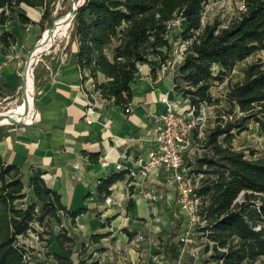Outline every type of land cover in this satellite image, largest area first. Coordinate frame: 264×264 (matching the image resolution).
Segmentation results:
<instances>
[{
	"label": "trees",
	"instance_id": "trees-1",
	"mask_svg": "<svg viewBox=\"0 0 264 264\" xmlns=\"http://www.w3.org/2000/svg\"><path fill=\"white\" fill-rule=\"evenodd\" d=\"M209 1L85 0L72 19L65 51L74 50L82 82L91 79L106 103L125 105L131 101L137 84L138 66L148 65L153 74L165 58L169 47L164 38L166 22L181 14L182 37L191 38L192 43L174 77L176 89L193 103L212 102V82L222 80L236 61L264 49V0H245V11L239 12L225 28L219 26V20L201 25V12ZM54 3L55 0H0V24L9 17L6 12L16 13L21 23H32L22 6L43 7L39 22L44 30L64 13L52 18ZM17 7L20 10L16 12ZM8 37L16 40L12 32L5 31L0 36L4 47L11 44ZM213 65L218 67L216 75ZM40 75L34 70L36 88L40 86ZM100 76L104 80L100 81ZM178 76L180 82L176 80ZM18 80L19 86L20 75ZM228 90L226 108L238 106L243 114L225 123L216 117L207 130L206 152L198 159L199 169L206 165V179L199 190L206 224L198 229L206 237V252L210 249L217 263L254 264L263 257L258 264H264V226L257 224L264 218V156L247 158L244 150H237L232 144L236 134L247 129L248 119L255 120L264 133V63H250L242 80L229 84ZM6 136L7 131H0V142ZM44 173L36 169L24 182L19 166L5 163L0 154V264H28L14 242L27 231L33 218L40 221L49 216L59 220L64 213L74 218L86 210H69L60 194L46 185ZM124 178V171L100 178L98 193L103 197L110 194L109 187ZM241 192L242 202L235 201ZM18 199H24L23 206L16 205ZM105 235L91 234L90 239L97 242ZM77 264H99V260L88 254L85 259L79 258Z\"/></svg>",
	"mask_w": 264,
	"mask_h": 264
},
{
	"label": "crops",
	"instance_id": "crops-1",
	"mask_svg": "<svg viewBox=\"0 0 264 264\" xmlns=\"http://www.w3.org/2000/svg\"><path fill=\"white\" fill-rule=\"evenodd\" d=\"M22 7L23 12L32 22L36 17L39 20L41 13L38 7ZM29 9L33 10L32 14L29 13ZM28 25L33 27L32 23ZM12 33L17 37L14 30ZM31 36L32 33L31 35L29 33L25 46L35 43V39ZM59 53L46 60L51 69L43 65L45 73H41L43 70L39 71L41 74L39 89L45 109L36 107L37 115L30 121L35 120L33 124L21 129L14 127L7 129V136L0 142L3 161L19 166L22 179H26L36 169L44 171L43 178L46 185L60 194L62 203L69 210L86 207L85 211L74 218L65 213L60 217L63 223L80 224L81 231L89 230L86 244L89 245L88 254H91L92 259H104V264H193L194 259L189 255L179 260L177 238L180 232L175 237L161 233L165 220L160 215L159 204L174 203L178 209L174 186L153 178H148L145 182L146 185L161 188L167 194L166 199L154 205V211L161 220L159 225L162 224L159 229L153 224L152 206L141 198L129 197L132 187L127 185L126 178L116 181L111 189L112 192L122 195L121 206L108 207L102 194L97 190L98 180L114 172L113 168L119 152L123 151L133 157L141 152L146 156L148 144L146 140L152 124L147 113L162 109L161 103L149 96L153 92L150 90L156 89L164 81L168 83L166 89L168 90L172 80L164 76L159 82H153L150 80L149 66L139 65L137 84L130 101L131 112L123 113V105L99 102L96 110L97 121L87 124L82 117L85 104L84 91L93 85V82L91 79L83 82L80 80L74 50L66 52L68 59L64 64L59 63ZM3 61L0 60V77L9 86L1 71ZM55 62H58L56 67L53 66ZM99 80H104V77L100 76ZM36 125L38 126L34 128L36 130H30L32 134L30 138L27 137L28 127ZM106 127L109 130H106ZM140 138L145 139L142 149H138ZM103 161L108 162V165L103 166L101 164ZM75 163L78 164V168L73 167ZM78 193H82L83 204L79 203L76 208L70 207L69 198L66 202L65 196L68 194L75 196ZM88 201L90 204H87ZM124 215L126 216L123 217ZM135 216L144 218V221L138 224V221L131 219ZM127 219L132 221L128 222ZM181 219L186 222L184 217ZM123 220L126 222L121 225ZM118 226L122 229L119 230ZM147 229L152 230L153 233L147 234V231L145 232ZM80 230L77 236H80ZM132 232L135 236L129 237L127 234ZM138 232L144 233L145 236L144 240L140 241L143 248L137 249L132 244ZM90 233H106V235L99 241L93 242ZM160 240H164L161 242L162 246H159ZM157 248L162 250L158 251ZM155 252H162L165 255L164 261L157 263L152 260L151 256L156 254Z\"/></svg>",
	"mask_w": 264,
	"mask_h": 264
},
{
	"label": "built area",
	"instance_id": "built-area-1",
	"mask_svg": "<svg viewBox=\"0 0 264 264\" xmlns=\"http://www.w3.org/2000/svg\"><path fill=\"white\" fill-rule=\"evenodd\" d=\"M210 4H214V1L210 0L201 12L202 26L209 19L212 9ZM245 9V0H242L239 11H245ZM182 21L183 17L178 14L166 22L164 38L167 40L169 47L165 51V58L159 61L153 74L149 68L151 81L159 82L164 76H167L172 80V85L160 98L159 102L162 109L147 113V117L152 124L148 131V140H146L148 143L145 151L146 156H143L141 152L134 157L123 151L119 152L113 168L114 172H125L127 185L132 187V191L129 192L130 198H141L152 206L153 224L157 229H159L161 220L154 211V205L156 202L166 199L167 194L161 188L155 185H146L145 182L148 178H153L174 186L178 211L186 219L177 238L179 260L184 255H190L195 259L198 257L199 248L190 247V245L193 242L196 230L206 224L202 213L203 196L199 193L206 179V173L203 171L206 169V165H202V169H199L198 159L206 152L204 143L207 130L213 125L212 119L216 117L219 118L221 123H225L233 121L243 114L238 106H235L232 110L224 106L229 85L223 86V82L217 87L219 89L218 95L215 94L213 84L210 86L212 102L200 100L193 103L188 95H182L176 89L174 77L177 75L179 65L184 61L188 48L192 43L191 38L182 37ZM229 23L230 21L221 22L219 26L225 28ZM64 48L65 46L62 47L59 53L60 64L66 63L68 59V54L64 51ZM51 51L48 50L45 55H48ZM42 57L38 61H41L49 69V64ZM215 66H212V70L215 69ZM84 92L85 104L82 117L85 123L91 124L97 121V104L108 101L101 97L99 91L95 90L93 85H90ZM175 108H178V110ZM131 110L130 102L123 105V113L127 114ZM34 122L35 120L29 124ZM106 130H109V128L106 127ZM144 140L143 138L139 139L138 149H142ZM101 164L107 166L108 162L103 161ZM73 167L78 168V164H73ZM109 189H112V185ZM242 193L239 194V197ZM103 200L108 207L121 206L123 197L121 194L111 191L110 194L104 195ZM208 232L209 230L206 229L205 234ZM135 240L138 242L144 240V234L138 232ZM151 258L155 262L161 263L164 254L156 253ZM25 262L32 264L28 260H25ZM102 262V259L99 260V264H102ZM33 264H38V262Z\"/></svg>",
	"mask_w": 264,
	"mask_h": 264
},
{
	"label": "rangeland",
	"instance_id": "rangeland-1",
	"mask_svg": "<svg viewBox=\"0 0 264 264\" xmlns=\"http://www.w3.org/2000/svg\"><path fill=\"white\" fill-rule=\"evenodd\" d=\"M78 0H75L74 4L77 3ZM214 4H210L212 9L209 15V22H213L215 20H219L221 22L231 21L233 18L238 16L239 14V5L242 0H213ZM72 4V0H55L51 17H56L57 15L63 13L64 15L68 10H70V6ZM73 4V5H74ZM19 7L16 8V12L19 11ZM38 11L42 13L43 7H38ZM29 13L32 14L33 10L29 9ZM5 15L9 16L6 18L5 23L3 25L0 24V36L5 31L13 32V30L17 33V37L15 36L16 40L12 41L10 37H8L9 42L11 43L8 47H4L1 42L0 38V60H4V64L1 66L2 75L6 78L8 85L7 86L4 81L0 77V110H8L13 106H17L23 102L25 94L23 95V91L21 88V84L18 86L19 80L18 75L22 73L23 63L26 55L29 53L30 50L33 49L35 43L40 38L41 33L43 30V25L37 20V17L34 18L32 25L33 27L29 26L28 24L21 23L19 21V17L16 13L12 15L9 12H6ZM39 16V15H37ZM61 16V15H60ZM57 18V17H56ZM72 24V23H71ZM71 24L68 29V33L66 35L60 36L56 39L53 46L51 47V53L45 55L47 51L42 55L44 60H49V57L52 55H56L57 52L59 53L63 46H66L71 30ZM31 35L32 38L35 39V43L32 45H24L27 41V36ZM26 48V49H25ZM56 51V53H54ZM6 55V56H5ZM253 62H262L264 63V49L259 50L245 59L241 61H236L233 68L230 71H227L223 74L222 80H215L213 81V88L215 89V94H219V89H217L218 85L223 82V86L234 84L237 81H241L243 78V73L245 68ZM43 63L38 61L37 64L34 66V70L37 72L44 69ZM33 70V75H34ZM218 67L215 66L213 70V74H217ZM180 82V77L178 76L176 79ZM225 82V83H224ZM21 83V81H20ZM40 87V86H39ZM34 87V97L37 107L45 109L44 102L41 100V91L40 89ZM169 87L170 84H169ZM16 88V91H13ZM168 88L167 81L162 82L158 85L156 89H152L153 91L149 96L152 99H156L160 101L161 96L164 94L165 90ZM221 93V92H220ZM224 106H228L224 104ZM178 110V108H175ZM23 123V121H20ZM18 122V123H20ZM247 129L237 133L235 139H233L232 144L233 147L237 150H244L245 156L247 158H259L264 156V133L262 132L259 124L253 120L248 119L246 121ZM9 127H14L21 129L24 127L23 125L18 124H0V131H7ZM38 127H28L29 133L27 137L30 138V134H32L34 128ZM32 130V131H30ZM35 132V131H34ZM26 182L25 179H23ZM27 188H25L26 190ZM66 195V193H65ZM77 196L78 198H75ZM75 196L68 194L65 196V200L67 202L69 198L70 207H78V205L83 204L82 201V193ZM75 198V199H74ZM244 198L243 193L241 196L237 197L235 201L242 202ZM256 201H259L258 199ZM24 199H18L15 201L17 206H23ZM80 203V204H79ZM87 204H90L88 201ZM161 208H159L160 215L164 218L165 223L159 226H163L161 233L170 235L171 237L177 236L180 232L183 225L181 224V218L183 216L179 213L177 206L174 203L170 205L166 203L159 204ZM125 213V211H124ZM124 215L123 217H125ZM132 220L140 222L144 218L141 217H131ZM127 219L128 222L132 221ZM86 221V219H85ZM123 220L120 224L123 225ZM127 224V223H126ZM257 224L260 226H264V218L257 220ZM181 225V226H180ZM74 227V228H73ZM119 227V226H118ZM0 228L2 225L0 224ZM78 228V230H76ZM80 224H73L70 222L61 221V219H55L53 217L44 216L42 220L38 221L37 219L33 218L29 223V228L27 231L21 235H18L15 240V245L22 249L23 251V258L24 260L30 261L32 264L34 262H38V264H77L79 258L85 259L88 256L89 245L86 244L87 236L89 234V230L81 231ZM122 227H119V230ZM80 230V236H77V232ZM147 234L153 233L152 230H145ZM144 232V231H143ZM91 234V233H90ZM144 234V233H143ZM132 236H135V233L132 232ZM145 236V235H144ZM193 242L191 243L190 247H198L199 248V257L194 259L193 264H220L217 263L215 260L212 259L209 249L207 252L206 248V237L201 229H197L195 235L193 236ZM143 241V240H142ZM164 240H160L159 246H162L161 242ZM59 242L61 245H59ZM137 243V245L135 244ZM135 248H141V242L133 240L132 244ZM99 246V245H97ZM102 248V247H100ZM143 248V247H142ZM161 248H157L158 251ZM156 253V252H155ZM162 253V252H159ZM29 256V258H28ZM190 256V255H189ZM192 257V256H190ZM193 258V257H192ZM165 259V255H164ZM163 259V261H164ZM104 260V259H102ZM263 257L259 258L254 264H258ZM152 261V260H151ZM150 261V262H151ZM89 262V260H87ZM152 263V262H151ZM104 264V261H103ZM243 264H246L245 262Z\"/></svg>",
	"mask_w": 264,
	"mask_h": 264
},
{
	"label": "bare ground",
	"instance_id": "bare-ground-1",
	"mask_svg": "<svg viewBox=\"0 0 264 264\" xmlns=\"http://www.w3.org/2000/svg\"><path fill=\"white\" fill-rule=\"evenodd\" d=\"M81 1V0H80ZM77 4V3H76ZM74 4V5H76ZM72 13L68 10L64 15L59 16L51 26L52 29L46 28L42 33L40 38L37 40L38 44L31 50V59H33L34 54L47 48L50 44L54 43L56 39L60 36L66 35L70 27L69 19ZM26 72V67L24 69V74ZM25 77V76H24ZM25 97L23 102L17 106H13L8 110H0V124H11L13 122H20V124H29L31 120L35 119L37 115V109L33 103L34 97V82L33 74H29L24 78V91L23 95ZM31 123V122H30Z\"/></svg>",
	"mask_w": 264,
	"mask_h": 264
},
{
	"label": "water",
	"instance_id": "water-1",
	"mask_svg": "<svg viewBox=\"0 0 264 264\" xmlns=\"http://www.w3.org/2000/svg\"><path fill=\"white\" fill-rule=\"evenodd\" d=\"M85 0H78L77 1V4L76 5H73L75 0H72V4L70 6V11L72 13L70 19H69V22L72 23V19L74 17V15L76 14V12L78 11L79 7L84 3ZM53 22L54 20L52 21V24L51 26L53 25ZM51 26L48 28V29H52ZM38 44V42L35 43L34 47ZM54 43L50 44L47 48L39 51L38 53L34 54L33 56V59H31V53H28L24 59V63H23V69H22V73H19L20 76H21V88L22 91H24V78L29 74H33V70H34V66L35 64L37 63V61L39 60V58L45 53V51H48V50H51V47L53 46ZM33 47V49H34ZM32 49V50H33ZM31 51V50H30ZM29 51V52H30ZM26 67V72L24 74V69ZM25 76V77H24ZM33 82H34V75H33ZM34 87H35V84H34ZM33 103H34V106L37 107L36 105V102H35V97H33ZM11 124H18V125H23V126H26V125H30V124H20V123H17V122H13Z\"/></svg>",
	"mask_w": 264,
	"mask_h": 264
}]
</instances>
